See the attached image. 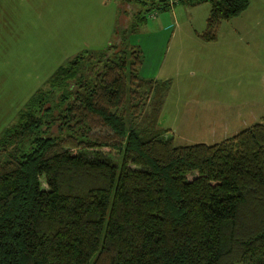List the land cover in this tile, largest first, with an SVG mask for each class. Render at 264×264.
Segmentation results:
<instances>
[{
    "label": "trees",
    "instance_id": "16d2710c",
    "mask_svg": "<svg viewBox=\"0 0 264 264\" xmlns=\"http://www.w3.org/2000/svg\"><path fill=\"white\" fill-rule=\"evenodd\" d=\"M133 1L105 49L60 65L0 136V264H264V113L176 144L158 121L171 81L142 76L129 41L175 2H209L200 35L215 39L249 0Z\"/></svg>",
    "mask_w": 264,
    "mask_h": 264
},
{
    "label": "rangeland",
    "instance_id": "374dc122",
    "mask_svg": "<svg viewBox=\"0 0 264 264\" xmlns=\"http://www.w3.org/2000/svg\"><path fill=\"white\" fill-rule=\"evenodd\" d=\"M136 7L133 0H0V136L32 93L50 88L60 65L105 49ZM209 8L152 9L129 36L141 44L145 77L160 69L171 81L158 121L176 144L219 141L264 113V0L223 19L212 40L200 35Z\"/></svg>",
    "mask_w": 264,
    "mask_h": 264
},
{
    "label": "crops",
    "instance_id": "0c3cea01",
    "mask_svg": "<svg viewBox=\"0 0 264 264\" xmlns=\"http://www.w3.org/2000/svg\"><path fill=\"white\" fill-rule=\"evenodd\" d=\"M130 36V35H129ZM131 42V41H130ZM132 43V42H131ZM134 44H136V43H134ZM141 45V44H140ZM139 72H140V74L142 75V76H147L148 75V71H147V69L145 68V60L143 61L142 60V63H141V65H140V67H139ZM152 72H154V76L155 77H162V76H160V72H161V70L159 69H157V71H155V69H153L152 70ZM153 74V73H152ZM163 78V77H162Z\"/></svg>",
    "mask_w": 264,
    "mask_h": 264
}]
</instances>
